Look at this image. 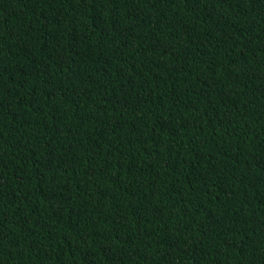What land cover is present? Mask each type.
Returning a JSON list of instances; mask_svg holds the SVG:
<instances>
[{
    "label": "trees",
    "instance_id": "16d2710c",
    "mask_svg": "<svg viewBox=\"0 0 264 264\" xmlns=\"http://www.w3.org/2000/svg\"><path fill=\"white\" fill-rule=\"evenodd\" d=\"M0 264H264V0H0Z\"/></svg>",
    "mask_w": 264,
    "mask_h": 264
}]
</instances>
